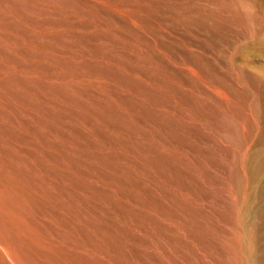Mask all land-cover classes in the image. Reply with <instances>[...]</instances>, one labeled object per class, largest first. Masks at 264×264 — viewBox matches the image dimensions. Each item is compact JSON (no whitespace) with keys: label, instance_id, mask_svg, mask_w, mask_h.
Listing matches in <instances>:
<instances>
[{"label":"rangeland","instance_id":"1","mask_svg":"<svg viewBox=\"0 0 264 264\" xmlns=\"http://www.w3.org/2000/svg\"><path fill=\"white\" fill-rule=\"evenodd\" d=\"M219 1L0 0V141L61 195L102 264H264V96L229 130L193 109L212 91L200 57L264 70L222 21L240 0Z\"/></svg>","mask_w":264,"mask_h":264},{"label":"bare ground","instance_id":"2","mask_svg":"<svg viewBox=\"0 0 264 264\" xmlns=\"http://www.w3.org/2000/svg\"><path fill=\"white\" fill-rule=\"evenodd\" d=\"M200 1V0H199ZM203 1V0H202ZM221 1V0H220ZM219 1V2H220ZM238 1V0H237ZM109 2V1H108ZM218 2V3H219ZM223 2V1H221ZM228 2V1H227ZM231 2V1H230ZM165 3V2H164ZM217 3V4H218ZM234 3V2H233ZM200 4V3H199ZM223 4V3H222ZM221 4V5H222ZM226 4V1H225ZM229 4V3H228ZM235 8L228 9V16L223 18L226 24L242 27L250 42L233 45L238 56L264 53V0H240ZM203 5V4H202ZM146 6V5H145ZM205 6V5H203ZM195 7V6H194ZM199 8V6H197ZM226 7V5H224ZM229 7H233L232 5ZM184 8V7H183ZM215 8V7H214ZM218 8V7H217ZM223 8V7H222ZM158 9V8H157ZM167 9V8H166ZM200 9V8H199ZM216 9V8H215ZM188 10V9H187ZM154 12V11H153ZM213 12V11H212ZM175 13V12H174ZM180 13V12H179ZM183 13V11H182ZM197 13V12H196ZM211 13V12H209ZM106 14V13H105ZM130 14V13H129ZM141 14V13H140ZM204 14V13H203ZM205 15V14H204ZM120 16V15H119ZM131 16V15H130ZM133 16V15H132ZM207 16V15H206ZM211 16V15H209ZM134 17V16H133ZM186 18V17H185ZM212 19H215L212 17ZM218 19V18H217ZM136 20V19H135ZM207 20V19H206ZM220 20V19H219ZM138 21V20H137ZM142 21V20H141ZM189 21V20H188ZM212 21V20H211ZM215 21V20H214ZM217 21V20H216ZM136 22V21H135ZM179 22V21H178ZM221 22V20H220ZM73 23V22H72ZM94 23V22H93ZM196 23V22H195ZM214 23V22H213ZM171 24V23H169ZM178 24V23H177ZM217 24V23H216ZM208 25V24H207ZM108 27V26H107ZM167 27V26H166ZM175 27V26H174ZM151 31H152V27ZM172 28V24H171ZM188 28V27H187ZM159 30V29H158ZM239 30V29H238ZM148 31V30H147ZM155 31V30H154ZM187 31V30H186ZM128 34V33H127ZM159 34V33H158ZM188 34V33H187ZM39 35V34H38ZM95 35V34H94ZM162 36V35H161ZM210 36V35H209ZM162 38V37H161ZM160 38V39H161ZM220 38V37H219ZM163 39V38H162ZM161 39V40H162ZM221 39V38H220ZM225 39V38H224ZM166 40V39H165ZM212 42V40H210ZM225 41V40H224ZM222 43V42H221ZM49 44V43H48ZM76 44V43H75ZM74 44V45H75ZM149 44V43H148ZM164 44V43H163ZM225 47V46H223ZM169 49V48H168ZM222 50V49H221ZM76 53V52H75ZM149 53V52H148ZM232 54V53H231ZM109 56V55H107ZM149 56V55H148ZM235 56V55H234ZM233 56V57H234ZM233 57L218 58L226 70L220 72L215 62L201 58L202 74L206 78L211 92L200 93L207 99H193V109L203 120H207L205 111L214 118L210 127L221 126L225 130L235 127V118L243 117L246 101L252 99L251 110L257 111L258 101L264 96V70L254 68L249 63L238 65ZM224 58V60H223ZM199 59V58H198ZM148 64V63H147ZM94 65V64H92ZM72 70V69H71ZM45 72V71H44ZM141 72V71H140ZM170 72V71H169ZM27 74V73H25ZM196 74V72H195ZM165 75V74H163ZM89 76V75H88ZM63 78V77H62ZM68 78V77H67ZM21 81V80H19ZM11 83V82H10ZM93 83V82H92ZM75 85V84H74ZM240 85V86H239ZM204 86V85H203ZM45 87V86H44ZM246 87L253 89L254 96ZM73 88V87H72ZM71 88V89H72ZM135 89V88H134ZM138 90V89H137ZM68 91V90H67ZM74 91V90H73ZM105 92V91H104ZM22 93V92H21ZM81 93V92H80ZM85 94V93H84ZM79 95V94H78ZM190 95V94H189ZM188 95V96H189ZM111 96V95H110ZM234 100L220 110L218 105L227 103V98ZM221 100L220 102L217 100ZM153 100V99H152ZM91 103V102H90ZM232 103V102H231ZM96 106V105H95ZM134 107V106H133ZM143 107V105H142ZM181 110V109H180ZM179 112V111H178ZM176 114V113H175ZM189 115V114H188ZM133 117V116H132ZM198 118V117H197ZM132 120V119H131ZM130 120V121H131ZM132 122V121H131ZM194 122V121H193ZM261 122V121H260ZM263 122V121H262ZM96 125V124H95ZM207 125V126H208ZM243 125V124H242ZM245 125V124H244ZM246 126V125H245ZM244 126V127H245ZM96 127V126H95ZM248 128V127H247ZM238 129V128H237ZM246 129V128H245ZM116 130V129H115ZM216 130V129H215ZM237 134V133H236ZM248 134V133H247ZM16 136V135H15ZM221 136V135H220ZM227 137L231 135H226ZM20 137V136H19ZM246 137V136H245ZM250 137V136H249ZM226 138V137H225ZM159 140V139H158ZM229 140V139H228ZM264 141V134L258 137ZM235 141V140H234ZM23 142V141H22ZM225 142V141H224ZM0 141V264H102L99 259V245L76 220L66 217L67 207L59 193L44 180L24 177L19 168L8 160L11 155L9 144ZM21 143V142H20ZM198 143V142H197ZM256 143V142H255ZM189 145V144H187ZM191 145V144H190ZM200 145V144H199ZM253 145V143H252ZM239 147V146H238ZM250 147V146H249ZM258 147V146H257ZM44 148V147H43ZM203 148V147H202ZM253 148V147H252ZM231 149V148H230ZM236 149V148H235ZM62 150V149H60ZM171 150V149H170ZM238 150V149H237ZM64 151V150H63ZM206 151V150H205ZM222 151V150H221ZM233 151V150H232ZM239 151V150H238ZM242 151V150H241ZM255 151V150H254ZM257 151V150H256ZM263 151V150H262ZM166 152V151H165ZM223 152V151H222ZM225 152V151H224ZM253 152V151H252ZM205 153V152H204ZM203 153V154H204ZM208 153V152H206ZM241 153V152H240ZM256 153V152H255ZM254 153V154H255ZM17 154V153H16ZM112 154V153H111ZM140 154V153H139ZM242 154V153H241ZM252 154V153H251ZM72 155V154H71ZM137 155V154H136ZM213 155V154H212ZM246 155V154H245ZM146 156V155H145ZM187 156V155H186ZM214 156V155H213ZM252 156V155H251ZM98 157V156H97ZM147 157V156H146ZM154 157V156H153ZM181 157V156H180ZM205 157V156H204ZM236 157V156H235ZM242 157V156H241ZM37 158V157H35ZM34 158V159H35ZM187 158V157H186ZM197 158V157H196ZM229 158V157H228ZM40 159V158H39ZM101 159V158H100ZM125 159V158H124ZM168 159V158H167ZM198 159V158H197ZM241 159V158H240ZM38 160V159H37ZM196 160V159H195ZM242 160V159H241ZM246 160H248L246 158ZM40 161V160H39ZM142 161V160H141ZM140 161V162H141ZM190 161V160H189ZM240 161V160H239ZM166 162V161H165ZM221 162V161H220ZM57 163V162H56ZM240 163V162H239ZM243 163V162H241ZM51 164V163H50ZM142 164V163H141ZM151 164V163H150ZM179 164V163H178ZM184 164V162H183ZM186 164V163H185ZM192 164V163H191ZM194 164V163H193ZM192 164V165H193ZM246 164V163H245ZM53 165V164H52ZM108 165V164H107ZM226 165V164H224ZM77 166V165H76ZM139 166V165H138ZM221 166V165H220ZM234 166V164H233ZM238 166V165H237ZM247 166V165H246ZM36 167V166H35ZM47 167V166H46ZM75 167V166H74ZM81 167V166H80ZM194 167V166H193ZM49 168V167H48ZM52 168V167H51ZM232 168V167H231ZM79 169V168H78ZM169 169V168H168ZM183 169V167H182ZM195 169V168H194ZM198 169V168H197ZM22 170V169H21ZM58 170V169H57ZM117 170V169H116ZM121 170V169H120ZM255 170V169H254ZM51 171V170H50ZM88 171V170H87ZM162 171V170H161ZM187 171V170H186ZM196 171V170H195ZM200 171V170H199ZM246 171V170H245ZM124 172V171H123ZM231 172V171H230ZM239 172V171H238ZM254 172V171H253ZM95 173V172H94ZM103 173V172H102ZM262 173V172H261ZM104 174V173H103ZM176 174V173H175ZM198 174V173H196ZM209 173H207L208 175ZM256 174V173H255ZM96 175V174H94ZM41 176V175H40ZM68 176V175H67ZM180 176V175H179ZM198 176V175H197ZM200 176V174H199ZM238 176V175H237ZM241 176V175H240ZM248 176V175H247ZM34 177V176H33ZM80 177V176H79ZM90 177V176H89ZM97 177V176H96ZM83 178V177H82ZM201 178V177H200ZM90 179V178H89ZM115 179V178H114ZM192 179V178H191ZM262 179V178H261ZM260 179V180H261ZM239 180V179H237ZM242 180V179H241ZM193 181V180H192ZM104 182V180L102 181ZM213 182V181H212ZM241 182V181H240ZM255 182V181H254ZM50 183V181H49ZM84 183V182H83ZM87 183V182H86ZM175 183V182H174ZM200 183V182H199ZM234 183V182H232ZM105 184V183H103ZM229 184V183H228ZM71 185V184H70ZM176 185V183H175ZM193 185V184H191ZM200 185V184H199ZM251 185V184H250ZM110 186V185H108ZM86 187V186H85ZM194 187V186H193ZM246 187V186H245ZM245 187L243 188L245 190ZM196 188V187H195ZM198 189V188H197ZM201 190V188L199 189ZM251 190V188H250ZM65 191V190H64ZM255 191V190H254ZM90 192V191H89ZM246 192V191H245ZM251 192V191H250ZM65 193V192H64ZM256 193V192H255ZM69 194V193H68ZM245 196V195H244ZM249 196V195H248ZM113 197V196H112ZM239 197V196H238ZM91 198V197H90ZM242 198V197H241ZM71 199V198H70ZM253 199V198H252ZM65 200V199H64ZM111 200V199H110ZM186 200V199H185ZM236 200V199H235ZM238 200V199H237ZM76 201V200H75ZM247 201V200H246ZM253 201V200H251ZM185 202V201H184ZM91 203V202H90ZM186 203V202H185ZM69 205V204H68ZM218 205V204H217ZM232 206V205H231ZM92 207V206H89ZM224 207V206H223ZM185 208V207H184ZM186 209H184L185 211ZM225 210V209H224ZM227 210V209H226ZM99 211V210H97ZM237 212V210H235ZM77 212V211H76ZM186 212V211H185ZM91 213V212H90ZM189 211L187 212V215ZM240 213V211H239ZM242 214V213H241ZM236 215V213H235ZM245 215V214H244ZM253 215V214H252ZM86 216V215H84ZM107 216V215H106ZM262 216H264L262 214ZM261 216V217H262ZM103 217V216H102ZM243 217V216H242ZM242 217L239 219L241 220ZM232 219V218H231ZM247 219V218H246ZM86 220V218H85ZM100 220V219H99ZM234 220V219H233ZM92 221V220H91ZM104 221V220H102ZM222 221V220H220ZM198 222V221H197ZM236 222V221H235ZM239 222V221H238ZM242 222V221H241ZM92 223V222H91ZM97 223V222H96ZM179 223V222H178ZM225 223V222H224ZM246 223V222H245ZM244 223V224H245ZM202 224V223H201ZM206 224V223H205ZM237 224V223H236ZM240 224V222H239ZM238 224V225H239ZM247 224V223H246ZM180 225V224H179ZM91 226V225H90ZM216 226V224L214 225ZM245 226V225H244ZM181 227V226H180ZM186 227V226H185ZM194 227V226H193ZM199 227V226H198ZM203 227V226H202ZM239 227V226H238ZM257 227V226H256ZM95 228V227H94ZM182 228V227H181ZM89 229V228H88ZM105 229V228H104ZM103 229V230H104ZM168 229V228H167ZM190 229V228H189ZM244 229V228H243ZM247 229V228H246ZM256 229V228H255ZM93 230V229H92ZM100 230V229H99ZM171 231L170 229H168ZM166 230V232L168 231ZM199 230V229H198ZM219 230V229H218ZM221 230V229H220ZM87 231V230H86ZM101 231V230H100ZM183 231V229H182ZM187 231V230H186ZM204 231V230H203ZM88 232V231H87ZM91 232V231H90ZM106 232V231H105ZM223 232V231H222ZM238 232V231H237ZM245 232V231H244ZM89 233V232H88ZM170 233V232H168ZM186 233V232H184ZM243 233V232H242ZM241 233V235H242ZM230 234V233H229ZM92 235V234H91ZM96 235V233H95ZM184 235V234H183ZM189 235V234H188ZM187 235V236H188ZM232 235V234H231ZM240 235V234H239ZM240 235V236H241ZM264 236V235H263ZM106 237V236H105ZM109 237V236H108ZM192 237V234H191ZM195 237V236H194ZM180 238V237H179ZM245 238V237H244ZM258 238V237H257ZM96 239V238H95ZM242 239V238H241ZM98 240V239H97ZM177 240V239H176ZM181 242V239H179ZM183 240V239H182ZM194 240V239H193ZM263 240V239H262ZM101 241V240H100ZM111 241V240H109ZM195 241V240H194ZM207 241V240H206ZM260 241V240H259ZM179 243V241H177ZM200 242V239H199ZM209 242V241H208ZM241 242V241H240ZM239 242V243H240ZM243 242V241H242ZM241 242V243H242ZM247 242V241H245ZM255 242V241H254ZM253 242V245H254ZM261 242V241H260ZM184 243V241H183ZM186 243V242H185ZM196 243V242H195ZM210 243V242H209ZM104 244V243H103ZM106 244V243H105ZM212 244V243H211ZM245 244V243H244ZM243 244V245H244ZM247 244V243H246ZM260 244V243H259ZM175 245V244H174ZM180 245V244H179ZM215 245V244H212ZM239 245V244H238ZM251 245V244H250ZM249 245V250H250ZM257 245V244H256ZM263 245V244H262ZM196 246V245H195ZM202 246V245H201ZM200 246V247H201ZM246 246V245H245ZM194 247V246H193ZM209 247V246H208ZM216 244V248H217ZM196 248V247H195ZM215 248V247H214ZM241 248V247H240ZM239 248V249H240ZM243 248V246H242ZM257 248V247H256ZM259 248V247H258ZM208 249V248H207ZM225 249V248H224ZM244 249V248H243ZM241 249V250H243ZM214 250V249H213ZM218 250V249H217ZM220 250V249H219ZM248 250V251H249ZM263 250V249H262ZM197 251V250H196ZM195 251V254L197 253ZM203 251V250H202ZM205 251V250H204ZM203 251V252H204ZM224 251V250H223ZM240 251V250H239ZM245 251V250H244ZM206 252V251H205ZM220 252V251H219ZM224 252H221V255ZM236 253V252H235ZM241 252H239L240 254ZM243 253V252H242ZM248 253V252H247ZM260 253V252H259ZM262 253V252H261ZM179 254V253H178ZM232 254V253H231ZM246 254V251H245ZM250 254V253H249ZM197 255V254H196ZM220 255V256H221ZM259 255V254H257ZM122 256V255H121ZM211 256V254L209 255ZM237 256V255H236ZM264 256V255H263ZM183 257V255H182ZM205 257V256H204ZM224 257V256H223ZM246 257V256H245ZM251 257V256H249ZM213 258V256H212ZM229 257H227L228 259ZM231 258V257H230ZM229 258V259H230ZM186 259V258H185ZM216 259V258H215ZM214 259V260H215ZM235 259V258H234ZM240 259V258H239ZM244 259V258H242ZM253 259V258H252ZM251 259V260H252ZM193 260V259H192ZM246 260V259H245ZM186 261V260H185ZM194 261V260H193ZM199 261V260H198ZM211 261V260H210ZM263 261V259H262ZM228 262V260H227ZM231 262V261H230ZM235 263V262H234ZM249 263V262H248ZM259 263V262H258ZM256 262V264H258ZM261 263V262H260ZM177 264V263H176ZM232 264V263H231ZM262 264V263H261Z\"/></svg>","mask_w":264,"mask_h":264}]
</instances>
